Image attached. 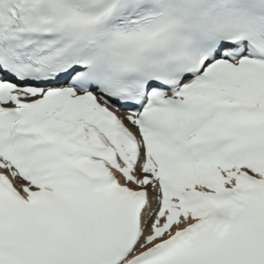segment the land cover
<instances>
[{"label":"snow or ice","instance_id":"obj_1","mask_svg":"<svg viewBox=\"0 0 264 264\" xmlns=\"http://www.w3.org/2000/svg\"><path fill=\"white\" fill-rule=\"evenodd\" d=\"M0 264H264V0H0Z\"/></svg>","mask_w":264,"mask_h":264}]
</instances>
